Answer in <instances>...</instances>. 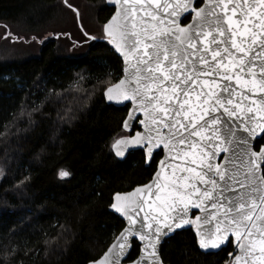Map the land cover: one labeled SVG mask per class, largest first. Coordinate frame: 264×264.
<instances>
[{"label":"snow or ice","instance_id":"1","mask_svg":"<svg viewBox=\"0 0 264 264\" xmlns=\"http://www.w3.org/2000/svg\"><path fill=\"white\" fill-rule=\"evenodd\" d=\"M110 3L119 11L105 25L109 42L136 63L132 87L122 82L107 90L108 100L132 106V123L123 124L129 135L115 141L116 155L131 145L146 161L166 158L154 183L111 205L128 226L98 264H127L137 237L143 255L131 264H151L161 235L192 224L203 249L235 241L238 251L225 264H264V195L239 192L219 162L225 153L241 162L246 156L253 177L264 173V0ZM189 16L195 19L185 25ZM137 123L143 130L134 132Z\"/></svg>","mask_w":264,"mask_h":264},{"label":"trees","instance_id":"2","mask_svg":"<svg viewBox=\"0 0 264 264\" xmlns=\"http://www.w3.org/2000/svg\"><path fill=\"white\" fill-rule=\"evenodd\" d=\"M82 1L93 9L101 2L104 24L114 12L105 0ZM64 2L0 0L2 40L41 45L36 54L21 45L5 59L2 50L13 48L0 43V264L98 260L125 226L110 211L113 196L148 183L163 155L147 166L141 150L124 159L114 154V142L127 134L129 106L107 104L104 93L123 75V61L106 35L90 41L80 4ZM71 13L80 39L72 30H48L68 25ZM78 42L80 51L67 49ZM61 170L69 175L61 177ZM139 251L136 242L130 261ZM232 251L233 244L203 253L186 230L165 242L162 258L165 264H225Z\"/></svg>","mask_w":264,"mask_h":264},{"label":"water","instance_id":"3","mask_svg":"<svg viewBox=\"0 0 264 264\" xmlns=\"http://www.w3.org/2000/svg\"><path fill=\"white\" fill-rule=\"evenodd\" d=\"M141 2H143V0H141ZM108 5L110 7L111 6V3H110V0H108ZM116 11H119V4H117L116 8H115V12ZM114 12V14H115ZM113 14V15H114ZM112 15V16H113ZM77 17H78V20L80 22V18H79V14L77 12ZM190 20L188 22L185 23V20H184V24L185 25H188V24H191L193 23L195 17L194 16H189L188 17ZM212 18L209 17V20H211ZM136 21L138 22V25L140 24H143L144 21L141 19L140 16H137L136 17ZM129 27H131V25L129 24ZM139 26L137 28V31H139ZM108 37V36H107ZM109 41V37L106 39ZM110 43V42H109ZM110 45L112 46V48L114 49V51L117 53V55L122 59L123 61V76L122 78L117 81L114 85L110 86L108 89L110 88H115L117 85H121L122 82H124V86H127V87H132L135 83V77L133 76V70L135 69L136 67V63H135V60H132V59H129V60H125L124 56L121 54L120 51H118L116 49V46L112 43H110ZM127 49H125L126 51ZM107 89V90H108ZM105 91V99H106V102L107 104L109 105H114L116 107H125L126 105H129L130 108H129V112H128V115L127 117L131 116L132 115V112H131V105H130V102L128 101H123L121 103H117L115 100H108L107 96H108V91ZM138 115L141 116V118H143V113H138ZM127 117L124 121V123L127 121L129 124H131L132 122L130 120H127ZM138 125L141 127V130L139 131H142L143 130V125L142 124H139ZM124 128V127H123ZM124 130L128 131L129 130L127 128H124ZM227 128L226 126H224L222 132H221V135H223V132L226 131ZM239 135V133H237V136ZM127 137V136H126ZM115 144V143H114ZM120 148L122 150V155H119L117 156L116 155V148L114 147L113 145V152L114 154L119 158V159H124L128 156L129 153L133 152V151H139L140 149L138 147L134 148L133 146L131 145H128V146H125V145H120ZM259 149V148H258ZM257 149V150H258ZM146 151V150H145ZM144 152V151H143ZM241 154H242V149H241ZM145 155V154H144ZM224 157H225V160L224 161H219L221 164H225L226 163V166L228 168V175L232 178L230 183L234 186L237 187V190L241 193H245V194H248V193H251L252 196H262L264 195V178H262V176H264V173H261L259 170L256 171L255 173V177H253L249 171V167H248V163H247V157L245 156L243 158V161L241 162L240 160L238 159H234V158H230V154H223ZM166 158V153H163L162 157L159 159L158 163H157V168H156V171L152 177V179L144 184V185H148L150 183H154L155 180H156V176L155 174L160 170V166H161V163L162 161H164ZM146 160V159H145ZM153 161V160H152ZM152 161H146V165L149 166L151 164ZM247 176V178H246ZM239 182V183H237ZM144 185H140V186H136L134 189L128 191V192H123V193H116L114 196H113V201H112V204L113 203H116L117 202V197L119 196L121 200H123L124 198L126 197H131L132 194L134 193V191L136 189H139V188H142V186ZM240 185H245V187H240ZM226 196L228 195H231L233 197V199H238V197L234 194V193H226L225 194ZM223 208L220 209V212H223ZM110 211L112 213H114L115 215H117L118 217H120L124 223H125V226H128V221H127V218L122 216L120 213H117L115 211L114 208H112L110 206ZM145 211H152L151 209H148L147 207H145ZM193 211H196L198 212V210H195L193 209ZM199 215L203 216V213H199ZM141 215H143V213H141ZM140 225L138 224L137 227H139ZM207 227V225L205 226ZM123 228V229H124ZM122 229V230H123ZM121 230V231H122ZM186 230H192L195 237H196V242H197V245H198V248L200 251H202L203 253H218L222 250L220 249H203L200 247V244H199V240H200V235L198 234L197 232V228H196V225L195 224H192V225H185L183 229H175L174 231H170L168 232V234L165 236V235H161L160 238H159V241L156 243V256L154 258H151V264H165L163 258H162V249H163V246L165 244V242L170 239L171 237H173L175 234H177L178 232H182V231H186ZM120 231V233H121ZM164 231H167V230H164ZM119 233V234H120ZM119 234L115 237V239L119 236ZM114 239V240H115ZM113 240V242H114ZM112 242V243H113ZM137 242L139 243L140 245V251H139V255L137 258H135L134 260H137L138 258H140L143 253H142V248H143V244L139 241L138 237H137ZM111 243V244H112ZM110 244V245H111ZM109 245V246H110ZM229 246V245H228ZM228 246L224 247L222 246L223 249L227 248ZM233 247L236 249L235 247V241L233 242ZM133 249V248H132ZM132 249H131V252H132ZM109 250V247L107 248V250L104 252V254L96 261H93L91 262L90 264H98L99 261H101V259L103 257H105V254L108 252ZM237 250V249H236ZM238 251V250H237ZM127 264H131V261L129 260L127 262Z\"/></svg>","mask_w":264,"mask_h":264},{"label":"rangeland","instance_id":"4","mask_svg":"<svg viewBox=\"0 0 264 264\" xmlns=\"http://www.w3.org/2000/svg\"><path fill=\"white\" fill-rule=\"evenodd\" d=\"M71 1V0H70ZM63 2H64V0H63ZM72 2H74L75 4H77V3H79L80 4V6L82 7V9H83V13H84V24H85V26H87V29H88V31L90 32V33H92V35L94 34L95 35V39L96 40H100L101 38V36L102 35H106V32H105V25H106V23L108 22H106L105 24L104 23H102L100 20H99V16H98V14H97V11H98V8L101 6V5H95L96 6V9H93V7L91 6V5H89V4H87L86 2H83L82 0H72ZM104 2H106V4H108V0H105ZM65 4H67L66 2H64ZM68 5V4H67ZM71 8V7H70ZM73 10V9H72ZM113 10H114V12H115V9L113 8ZM113 12V13H114ZM112 13V14H113ZM72 17V18H71ZM71 17H69V18H67V22H69L68 23V25H67V23L66 24H61V26H57L56 28H54V29H48V30H64V32L65 31H68V30H72L73 32H75V34L77 35V37L80 39V34H77V27H76V23H75V19H74V15H73V13H71ZM5 32H6V29H5V27L4 26H1L0 25V43L2 44H4L5 46H12V48L13 49H10L9 50V48H6V50H2V52H1V54H2V56L3 57H5V59H8L9 57H10V55H13V54H16L15 53V50L18 48V47H20L21 45H23V50H26V52H28L29 54H36L37 53V51H38V48L41 46L39 43H35L36 41H34V42H31V43H22V41L21 40H24V38H21L20 39V42L21 43H19V41H17V42H14V43H11V40L10 39H7V40H2V37H3V35L5 34ZM58 32H63V31H58ZM40 33H43V31L42 32H40ZM41 35H43V34H41ZM66 36V35H65ZM107 36V35H106ZM49 37H54V36H51V35H48V36H46L45 38L46 39H48ZM26 39V38H25ZM38 40H40V39H38ZM104 40V39H103ZM90 41H93L92 39H90ZM105 41V40H104ZM107 42V41H106ZM107 43H109V42H107ZM66 45H67V43H66ZM69 46V45H68ZM84 46V43H79L78 42V44H76V45H72L70 48H68L67 47V49H69L70 50V52L71 51H73L75 48H76V50H74L73 52H75V51H80L81 49H79V48H81V47H83ZM3 49V48H2ZM7 52L10 54H7ZM114 85V84H113ZM112 86V85H111ZM108 89V88H107ZM106 89V90H107ZM105 90V91H106ZM129 106V105H128ZM129 108H130V106H129ZM138 124V123H137ZM139 126V125H138ZM124 129V128H123ZM139 130H141V127L139 126V129H134V132L135 131H139ZM127 134L126 135H124V136H121V137H126V136H128L129 135V132L128 131H126V130H124ZM121 137H119V139L121 138ZM118 140V139H117ZM115 143V142H114ZM114 145V144H113ZM2 176H3V173H2V171L0 170V182H1V180H2ZM237 250L236 249H234V251H232L231 253H233V252H236ZM229 257H231L230 255H229Z\"/></svg>","mask_w":264,"mask_h":264},{"label":"flooded vegetation","instance_id":"5","mask_svg":"<svg viewBox=\"0 0 264 264\" xmlns=\"http://www.w3.org/2000/svg\"><path fill=\"white\" fill-rule=\"evenodd\" d=\"M257 148H259V147H257Z\"/></svg>","mask_w":264,"mask_h":264},{"label":"bare ground","instance_id":"6","mask_svg":"<svg viewBox=\"0 0 264 264\" xmlns=\"http://www.w3.org/2000/svg\"><path fill=\"white\" fill-rule=\"evenodd\" d=\"M235 249V248H234Z\"/></svg>","mask_w":264,"mask_h":264}]
</instances>
